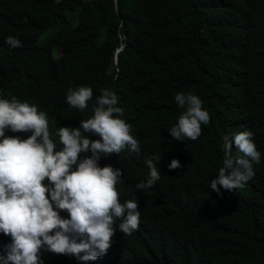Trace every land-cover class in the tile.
I'll return each mask as SVG.
<instances>
[{
	"label": "trees",
	"instance_id": "1",
	"mask_svg": "<svg viewBox=\"0 0 264 264\" xmlns=\"http://www.w3.org/2000/svg\"><path fill=\"white\" fill-rule=\"evenodd\" d=\"M10 36L21 47L10 48ZM81 86L93 90L84 110L66 102ZM101 89L117 95L141 155L101 156L98 166L122 170L120 202L137 200L140 223L128 236L116 220L108 254L88 264H264V0H0V98L46 113L56 150L57 130L91 118ZM181 92L210 114L196 141L169 134L184 111L174 99ZM244 130L261 154L254 177L212 192L223 137ZM157 154L160 180L137 190L145 157ZM173 159L182 167L169 171ZM10 242L0 233V255ZM41 260L79 264L44 250Z\"/></svg>",
	"mask_w": 264,
	"mask_h": 264
},
{
	"label": "clouds",
	"instance_id": "2",
	"mask_svg": "<svg viewBox=\"0 0 264 264\" xmlns=\"http://www.w3.org/2000/svg\"><path fill=\"white\" fill-rule=\"evenodd\" d=\"M5 43L12 49L21 47L15 37H8ZM92 97L91 87L69 88L66 102L84 110ZM174 99L184 111L171 127L170 136L180 142L196 141L201 125L210 122L209 112L192 93L181 92ZM95 103L93 116L80 121L79 128L57 130L62 148L56 150L46 113L15 97L0 98V233L11 238L0 255V264H42V250L88 264L108 254L116 220L121 221L118 229L125 235L138 230L137 200L121 203L116 189L122 170L100 167L98 161L101 156L125 150L127 159L139 157L140 143L132 135L131 125L120 118L123 109L116 106L118 97L113 91L101 89ZM6 130L31 135L21 139L6 136ZM84 133L99 139L90 140ZM253 138L250 130L223 137L222 167L210 181L212 192L242 189L254 177L253 165L261 162V154ZM89 152V157L79 159L81 153ZM160 160L158 154L145 157L148 176L136 184L137 190L149 189L160 180ZM181 167L176 159L168 165L169 171ZM61 211L68 218H62Z\"/></svg>",
	"mask_w": 264,
	"mask_h": 264
},
{
	"label": "rangeland",
	"instance_id": "3",
	"mask_svg": "<svg viewBox=\"0 0 264 264\" xmlns=\"http://www.w3.org/2000/svg\"><path fill=\"white\" fill-rule=\"evenodd\" d=\"M41 37H44V35H42Z\"/></svg>",
	"mask_w": 264,
	"mask_h": 264
}]
</instances>
